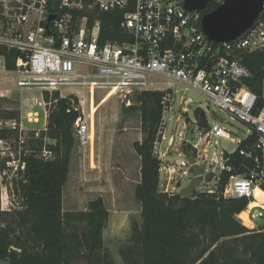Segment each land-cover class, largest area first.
<instances>
[{"label":"built area","instance_id":"built-area-1","mask_svg":"<svg viewBox=\"0 0 264 264\" xmlns=\"http://www.w3.org/2000/svg\"><path fill=\"white\" fill-rule=\"evenodd\" d=\"M223 1L210 0L208 5L217 7ZM101 13L121 16L118 35L127 40L100 42ZM202 15L185 11L183 0H0V48L9 55L0 54V74L14 77L18 105L4 112H19L17 119L0 113L4 210L12 213L25 209L18 182L25 181L27 159L51 162L56 158V141L47 133L49 108L56 102L52 100L54 93L67 100L69 109L77 113L72 133L76 145L83 149L91 142V109L97 94L101 98L96 105L111 97L129 105L133 94L156 91L151 88L164 83L161 138L153 148L154 156L161 161L159 180L163 172L164 180L171 183L175 173L174 169H166L163 157L167 151L161 153L160 143L176 89L198 95L206 109L198 107L194 111L204 113L206 125L195 120L189 142L185 136L191 123L183 124L178 133L194 157L193 165L201 169L202 181L194 194L217 193L222 174L237 171L229 176L221 194L224 198L247 200L236 219L250 231H264V203L256 197V193L264 197V107L255 108L257 97L247 86L251 74L240 62L245 53H264V4L253 26L229 43L207 40L200 28ZM10 92H0V98L10 99ZM33 92L38 94L31 96ZM179 102L180 112L186 114V107L194 101L181 94ZM216 111L244 124L248 133L242 138L232 137L217 124L207 125L206 112L215 117ZM217 139L232 141L235 150L226 152ZM234 152L242 161L228 164L227 156ZM207 159L210 169L204 172L202 165ZM180 164L188 167L192 181L195 177L187 157ZM207 175H212L213 187L196 192L210 183L204 181ZM243 213L250 226L240 218ZM258 220L261 227L254 225Z\"/></svg>","mask_w":264,"mask_h":264},{"label":"trees","instance_id":"trees-1","mask_svg":"<svg viewBox=\"0 0 264 264\" xmlns=\"http://www.w3.org/2000/svg\"><path fill=\"white\" fill-rule=\"evenodd\" d=\"M216 7H206L210 12ZM204 13V12H203ZM100 42L127 38L118 35L120 15L101 13ZM0 54L9 55L0 48ZM8 62V61H7ZM240 62L250 71L247 86L257 97L256 109L264 107V53H245ZM9 67V62H8ZM161 91H142L130 97L122 114L136 112L140 117L141 140L132 144L140 160V180L134 197L140 203V224L134 225L130 243L118 254L124 264H264V231L254 232L243 226L236 216L246 208L245 199H230L222 191L230 175L223 173L214 194L195 193L192 199L169 194L159 188L161 161L154 156L155 142L160 140L162 123ZM47 119L48 136L56 141V158L41 162L29 158L25 181L18 188L25 198L23 211L5 213L0 209V261L8 264H114L103 252V230L109 213L99 197L88 203L87 211L66 212L62 207V190L75 141L72 126L77 113L67 100L52 95ZM46 100L48 98L46 97ZM19 112H1L17 119ZM205 126L204 113L193 112ZM228 164L239 163L237 152L228 155ZM6 183L0 169V203ZM264 229V226H263Z\"/></svg>","mask_w":264,"mask_h":264},{"label":"rangeland","instance_id":"rangeland-1","mask_svg":"<svg viewBox=\"0 0 264 264\" xmlns=\"http://www.w3.org/2000/svg\"><path fill=\"white\" fill-rule=\"evenodd\" d=\"M151 81H153L151 79ZM15 79L13 76L0 74V92L11 90L8 94L11 98H0V111L6 108L16 109L13 88ZM156 91L165 89L164 83L153 86ZM175 102L166 119L164 128V140L160 143L161 153L167 151L163 162L167 163L166 169H174L175 173L171 183L164 180L163 172L160 173L159 188L169 194H179L180 191L190 184L191 174L187 166L182 167L181 162H186L184 146L178 133L182 130L183 124L194 123L193 111L195 108L206 109L201 97L192 93H182L176 89ZM38 94L36 92L31 93ZM189 98L194 102L187 106V113L180 112V96ZM101 98V97H99ZM98 94L95 99V106L98 103ZM93 105V106H94ZM129 106L122 100L111 97L100 105L92 114L93 133L91 142L85 148H79L76 143L70 158L67 181L62 190V207L66 212L79 213L87 211L88 203L101 198L105 209L109 213L108 223L103 230V252H107L114 264H124L118 254L121 245L130 243V236L134 225L140 224V203L134 197L135 186L140 180V160L135 154L132 144L141 140L140 117L136 112L122 114L121 106ZM185 108V107H183ZM38 110V109H37ZM0 112V113H1ZM5 113V112H4ZM178 119V121H177ZM207 125L217 124L232 134V137H244L247 127L223 112L216 111L215 117L206 112ZM36 127L35 125H31ZM194 136L197 130L193 132ZM172 138L170 146L169 139ZM220 148L226 152H232L236 144L230 140L217 139ZM184 154V155H183ZM211 152H209V157ZM204 172L210 169V161L202 165ZM217 170L219 167L217 166ZM182 172H187L182 175ZM214 183H206L196 189V192L203 188H211ZM72 200V201H71ZM264 203V201L262 202ZM0 209L5 213L3 204ZM256 227H261L260 220L255 221ZM256 231V230H253ZM0 264H8L7 261H0ZM84 264V263H82Z\"/></svg>","mask_w":264,"mask_h":264},{"label":"water","instance_id":"water-1","mask_svg":"<svg viewBox=\"0 0 264 264\" xmlns=\"http://www.w3.org/2000/svg\"><path fill=\"white\" fill-rule=\"evenodd\" d=\"M209 2L210 0H183V8L187 12H204L200 21L201 31L207 40L215 44L229 43L239 38L261 17L264 4V0H224L214 10L205 12ZM195 126V123H191L188 127L185 136L187 142L191 140ZM184 153L192 165L191 171L195 178L180 191L181 200L174 207L175 211L181 207L183 198H193L195 188L202 181L201 169L193 165L195 160L188 146H184ZM211 180L212 175L204 177L205 182Z\"/></svg>","mask_w":264,"mask_h":264},{"label":"bare ground","instance_id":"bare-ground-1","mask_svg":"<svg viewBox=\"0 0 264 264\" xmlns=\"http://www.w3.org/2000/svg\"><path fill=\"white\" fill-rule=\"evenodd\" d=\"M106 100H107V99H106ZM106 100H104L103 102H101V103H100L98 106H96V107H95V105L92 106V107H93V108L91 109L92 114L95 113V112L97 111L98 107H99L100 105H102ZM94 104H95V103H94ZM256 197H257L259 203H262V202L264 201V197H263L261 194L256 193ZM71 201H72V200H71ZM240 218H242V219L245 221V225H246V226H250L249 223H248L247 220H246V216H245L244 213L240 215Z\"/></svg>","mask_w":264,"mask_h":264},{"label":"crops","instance_id":"crops-1","mask_svg":"<svg viewBox=\"0 0 264 264\" xmlns=\"http://www.w3.org/2000/svg\"><path fill=\"white\" fill-rule=\"evenodd\" d=\"M105 231V230H104ZM104 234V233H103Z\"/></svg>","mask_w":264,"mask_h":264}]
</instances>
